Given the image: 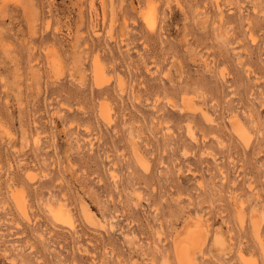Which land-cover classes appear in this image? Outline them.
<instances>
[{"label": "rangeland", "instance_id": "1", "mask_svg": "<svg viewBox=\"0 0 264 264\" xmlns=\"http://www.w3.org/2000/svg\"><path fill=\"white\" fill-rule=\"evenodd\" d=\"M180 250L264 264V0H0V264Z\"/></svg>", "mask_w": 264, "mask_h": 264}, {"label": "bare ground", "instance_id": "2", "mask_svg": "<svg viewBox=\"0 0 264 264\" xmlns=\"http://www.w3.org/2000/svg\"><path fill=\"white\" fill-rule=\"evenodd\" d=\"M150 5V4H149ZM150 7V6H149ZM151 8V7H150ZM150 12H151V10H150ZM154 13V12H153ZM145 16V15H144ZM151 17H153V15L151 16ZM150 16H147V17H144V22H146L145 23V25L147 26V25H149V29H150V27H151V25H152V18H151ZM155 17V16H154ZM154 24V23H153ZM153 26V25H152ZM148 27V26H147ZM152 29V28H151ZM95 68H94V71H95V76H97L99 73H100V71H101V69L100 68H98L96 65L94 66ZM191 101H187L186 102V105H190L191 103H190ZM101 115L103 116V118H106V116H107V114H106V112H103L102 113V111H101ZM107 118H108V116H107ZM109 119V118H108ZM105 120H107V119H105ZM235 134L238 136V137H240V138H244V130H243V128H242V126L240 125V124H236L235 125ZM12 198H13V200H14V202L16 203V206L18 207V209L20 210V212L23 214V215H25L26 216V211H25V203H24V200H23V198H22V196H21V194H13L12 195ZM47 210H48V212H49V214H50V217H51V219L54 221V222H59V223H66L67 225H71V220H70V217L68 216V215H66V214H64V213H62V210H61V208L58 206V207H55L54 205H53V203H49L48 202V204H47ZM180 246V245H179ZM178 246V247H179ZM181 247V246H180ZM182 248H184V247H182ZM180 249V248H179ZM179 249H177V250H179ZM184 250L186 251L187 249L186 248H184ZM177 257H178V262L179 263H181V264H186V263H188V261L190 260V258H189V255L188 254H186L184 251H182V250H180V252L177 254ZM177 262V263H178ZM191 262V261H190ZM165 264V263H164ZM190 264H192V262L190 263Z\"/></svg>", "mask_w": 264, "mask_h": 264}]
</instances>
